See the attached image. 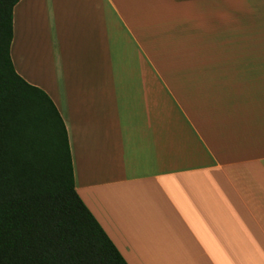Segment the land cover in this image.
Instances as JSON below:
<instances>
[{
  "label": "crops",
  "instance_id": "obj_1",
  "mask_svg": "<svg viewBox=\"0 0 264 264\" xmlns=\"http://www.w3.org/2000/svg\"><path fill=\"white\" fill-rule=\"evenodd\" d=\"M10 58L126 264H264V0H20Z\"/></svg>",
  "mask_w": 264,
  "mask_h": 264
},
{
  "label": "trees",
  "instance_id": "obj_2",
  "mask_svg": "<svg viewBox=\"0 0 264 264\" xmlns=\"http://www.w3.org/2000/svg\"><path fill=\"white\" fill-rule=\"evenodd\" d=\"M19 1L0 0V264H126L75 191L56 107L13 67Z\"/></svg>",
  "mask_w": 264,
  "mask_h": 264
}]
</instances>
